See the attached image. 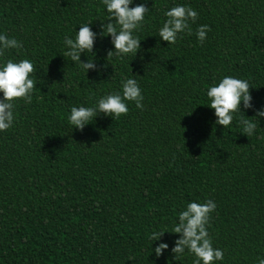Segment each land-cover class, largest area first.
<instances>
[{"label":"trees","instance_id":"1","mask_svg":"<svg viewBox=\"0 0 264 264\" xmlns=\"http://www.w3.org/2000/svg\"><path fill=\"white\" fill-rule=\"evenodd\" d=\"M138 4L149 9L133 31L140 49L107 57L115 48L101 26L114 19L102 0H0V34L22 45L4 50L0 65L29 59L37 80L32 102L15 100L13 124L0 131V264H193L187 249L175 258L181 234L172 230L188 203L209 199L206 227L224 253L214 264L264 258V0L130 7ZM177 5L198 18L168 44L158 33ZM88 23L97 35L80 58L96 69L86 72L63 54L65 37ZM201 25L211 29L203 43ZM225 76L246 79L252 97L227 128L207 97ZM127 78L139 84L142 110L126 101V115L98 113L82 131L69 123L71 107L122 94ZM241 117L256 124L251 136ZM160 243L169 247L157 257Z\"/></svg>","mask_w":264,"mask_h":264},{"label":"clouds","instance_id":"2","mask_svg":"<svg viewBox=\"0 0 264 264\" xmlns=\"http://www.w3.org/2000/svg\"><path fill=\"white\" fill-rule=\"evenodd\" d=\"M110 14L109 21L114 22L102 24V35H110L111 43L115 50L109 51L107 57L137 53L140 49V41L134 37L133 31L137 30L144 21L145 14L149 11L145 4H138L130 7L133 0H102ZM167 20L159 29V37L168 44H174L179 33L187 30L191 33L189 21L195 23L198 13L188 6L177 5L165 12ZM90 24L80 26L75 39L65 37L64 43L69 47V51L64 52V57H69L71 61L78 63L86 72L89 69H96L93 60L82 62L80 54L82 52H93L96 33L90 28ZM119 26V28H117ZM208 25H201L196 30L198 40L203 43L207 32L210 31ZM22 45L15 38H8L0 34V56L4 55V50L19 48ZM114 66V65H113ZM36 72L33 62L23 59L14 62L9 59L0 65V131L9 129L14 121V101L23 99L25 103L32 102V93L36 88L37 80L31 78ZM122 94L112 93L101 97L95 107H71L68 117L69 123L79 130H83L85 125L103 113L107 116L120 117L129 111L126 101H134L138 109H143L142 101L144 97L136 79L127 78L122 81ZM250 85L246 79H238L232 76L223 77L216 85L211 86L207 91L210 99V108L215 110L217 117L216 124L227 128L232 120L233 113L240 111V104L243 101L245 109L252 108L250 95ZM256 116L264 117V110L257 111ZM240 123L243 125V133L251 136L256 128V124L251 120L241 117ZM216 209V204L211 199L204 203L190 202L185 210L178 214V223L175 224L172 233L181 234V238L175 241V247L171 251L175 258L184 253L185 249L193 253L196 257L193 264H214L215 261L223 260L224 253L221 249L214 248L209 237L207 224L210 214ZM164 232H152L150 239L159 240ZM169 246L160 243L155 249L156 256L159 257ZM258 264H264V258H258Z\"/></svg>","mask_w":264,"mask_h":264}]
</instances>
